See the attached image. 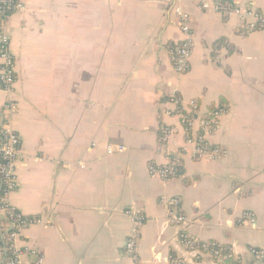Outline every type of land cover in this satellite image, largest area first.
I'll return each mask as SVG.
<instances>
[{
  "label": "crops",
  "instance_id": "1",
  "mask_svg": "<svg viewBox=\"0 0 264 264\" xmlns=\"http://www.w3.org/2000/svg\"><path fill=\"white\" fill-rule=\"evenodd\" d=\"M218 3L180 0L193 37L184 75L170 57L181 37L173 0H23L4 19L16 82L10 92L0 87V126L9 121L20 138L8 200L44 223L20 242L42 254L41 264H136L124 251L129 210L145 218L138 264H211L187 251L182 235L226 247L240 264H252L250 248L264 253V28L249 31ZM231 3L264 18V0ZM172 97L202 112L223 100L208 142L224 155L178 152L186 134L165 116ZM162 126L175 129L170 148L158 140ZM108 146L123 151L107 154ZM168 155L178 173L152 178L148 167ZM161 197L180 201L181 226L169 224ZM244 212L254 227L240 220ZM7 232L0 212V264Z\"/></svg>",
  "mask_w": 264,
  "mask_h": 264
},
{
  "label": "built area",
  "instance_id": "2",
  "mask_svg": "<svg viewBox=\"0 0 264 264\" xmlns=\"http://www.w3.org/2000/svg\"><path fill=\"white\" fill-rule=\"evenodd\" d=\"M173 12L176 19V25L181 37L179 41L172 44L170 57L173 69L176 74L184 75L190 64V58L193 48V37L190 28V19L188 14L182 9L180 0H173ZM24 9L23 0H0V87L6 92H10L15 85L14 60L9 50V35L3 27V21L9 15L22 11ZM215 10L223 16H236L242 26L249 31L264 28V18L253 10H244L240 6L232 8H223L219 3ZM171 109L165 112V116L173 120H180L185 130L184 146L178 150L181 153H187L196 160L209 158L216 159L224 155V151L214 148L208 142V138L218 129L220 119L226 114L227 107L217 106L211 111L202 112L200 106L195 102H188L184 106L179 99L172 97L170 99ZM9 113L16 111V106L9 103L5 106ZM175 135V129L171 126H162L160 128L159 142L165 148H170V140ZM123 149L120 147L106 148L107 154L120 153ZM20 160V138L11 128L10 122H4L0 126V212L7 221L8 232L3 243L5 253V264H25L27 256H33L36 264H41L43 256L37 250L22 245L21 238L23 233L34 226L44 225L40 218L25 217L12 206L8 197L17 186V166ZM179 162L175 157L169 156L166 165L157 167L150 165L149 174L152 178L168 180L174 174V167ZM83 169L84 166L80 165ZM159 203L166 208L167 221L170 225L181 226L185 222L184 216L180 212V201L174 197H161ZM130 218V231L124 244L125 254L138 264L137 248L141 236V229L145 218L139 212L134 210L126 211ZM240 220L245 225L254 227L256 224L255 216L250 212H244ZM181 245L189 252H194L205 257L211 264H220L226 258L232 256L230 250L219 246L213 242L197 240L188 235L180 237ZM223 247V248H222ZM249 253L253 257L252 264H263L264 253L256 248H250ZM170 264H186L183 259L170 257Z\"/></svg>",
  "mask_w": 264,
  "mask_h": 264
},
{
  "label": "trees",
  "instance_id": "3",
  "mask_svg": "<svg viewBox=\"0 0 264 264\" xmlns=\"http://www.w3.org/2000/svg\"><path fill=\"white\" fill-rule=\"evenodd\" d=\"M219 4L221 6H223V8H232V7H235L232 3H231V0H218ZM10 16V15H9ZM171 47V46H170ZM219 107V106H225L223 100H221L217 105H213L211 107L208 108L207 111H211L213 109H215L216 107ZM174 174L173 176L171 177H174L177 173H178V169L179 167L175 166L174 168ZM223 248V247H222ZM220 264H240L239 260H236L233 256H230L228 258H226L222 263ZM263 264H264V261H263Z\"/></svg>",
  "mask_w": 264,
  "mask_h": 264
}]
</instances>
